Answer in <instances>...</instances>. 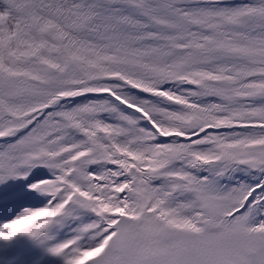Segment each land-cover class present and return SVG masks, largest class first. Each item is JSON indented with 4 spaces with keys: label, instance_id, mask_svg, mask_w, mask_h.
<instances>
[{
    "label": "snow or ice",
    "instance_id": "snow-or-ice-1",
    "mask_svg": "<svg viewBox=\"0 0 264 264\" xmlns=\"http://www.w3.org/2000/svg\"><path fill=\"white\" fill-rule=\"evenodd\" d=\"M22 236L264 264V0H0V247Z\"/></svg>",
    "mask_w": 264,
    "mask_h": 264
},
{
    "label": "rangeland",
    "instance_id": "rangeland-1",
    "mask_svg": "<svg viewBox=\"0 0 264 264\" xmlns=\"http://www.w3.org/2000/svg\"><path fill=\"white\" fill-rule=\"evenodd\" d=\"M35 240L33 238L22 236L17 240L19 241V245H23L22 240ZM60 237H57V240ZM55 241H45L44 243H40L36 245V247L30 248L28 250L26 259L22 261V254L19 251H15L13 248L14 244L10 245L9 249L3 252V257L0 258V263L3 262L5 264H10L9 258H11V264H64L62 257L55 256L49 252H47V247L51 246ZM2 244V242H0ZM12 246V247H11ZM2 251L0 247V252Z\"/></svg>",
    "mask_w": 264,
    "mask_h": 264
},
{
    "label": "bare ground",
    "instance_id": "bare-ground-1",
    "mask_svg": "<svg viewBox=\"0 0 264 264\" xmlns=\"http://www.w3.org/2000/svg\"><path fill=\"white\" fill-rule=\"evenodd\" d=\"M16 245V249H17V247L19 248L18 249V251H19V253H21L22 254V261L23 260H25L26 259V256H27V253H28V248H31V247H29L28 245H26L25 244V246H24V244L21 246V247H19V245H17V244H15ZM31 246H33L32 244H31ZM21 248V249H20ZM1 264V263H0ZM2 264H5L4 262L2 263Z\"/></svg>",
    "mask_w": 264,
    "mask_h": 264
}]
</instances>
